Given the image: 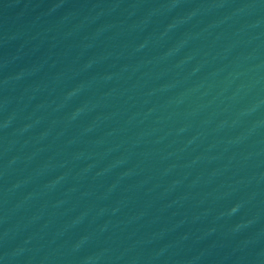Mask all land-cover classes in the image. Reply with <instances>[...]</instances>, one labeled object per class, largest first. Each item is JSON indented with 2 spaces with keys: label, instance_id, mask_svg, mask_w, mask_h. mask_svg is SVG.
<instances>
[{
  "label": "water",
  "instance_id": "95a60500",
  "mask_svg": "<svg viewBox=\"0 0 264 264\" xmlns=\"http://www.w3.org/2000/svg\"><path fill=\"white\" fill-rule=\"evenodd\" d=\"M0 264H264V0H0Z\"/></svg>",
  "mask_w": 264,
  "mask_h": 264
}]
</instances>
